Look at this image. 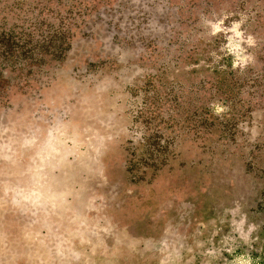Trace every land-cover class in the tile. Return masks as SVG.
Masks as SVG:
<instances>
[{
  "label": "rangeland",
  "instance_id": "rangeland-1",
  "mask_svg": "<svg viewBox=\"0 0 264 264\" xmlns=\"http://www.w3.org/2000/svg\"><path fill=\"white\" fill-rule=\"evenodd\" d=\"M1 33L0 264H264V0H0Z\"/></svg>",
  "mask_w": 264,
  "mask_h": 264
},
{
  "label": "trees",
  "instance_id": "trees-1",
  "mask_svg": "<svg viewBox=\"0 0 264 264\" xmlns=\"http://www.w3.org/2000/svg\"><path fill=\"white\" fill-rule=\"evenodd\" d=\"M27 38L25 40H28L27 42L31 41V38L28 37L29 34L26 35ZM16 44L15 41L11 38V35L7 36V33H1L0 34V51L1 53H12L15 51Z\"/></svg>",
  "mask_w": 264,
  "mask_h": 264
}]
</instances>
